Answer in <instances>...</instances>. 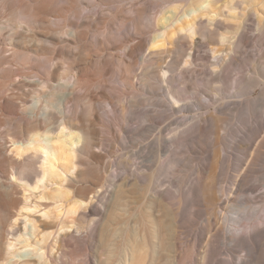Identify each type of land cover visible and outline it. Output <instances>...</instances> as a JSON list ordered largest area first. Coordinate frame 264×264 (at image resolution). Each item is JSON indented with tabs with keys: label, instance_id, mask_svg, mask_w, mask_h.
Masks as SVG:
<instances>
[{
	"label": "rangeland",
	"instance_id": "rangeland-1",
	"mask_svg": "<svg viewBox=\"0 0 264 264\" xmlns=\"http://www.w3.org/2000/svg\"><path fill=\"white\" fill-rule=\"evenodd\" d=\"M25 1L34 2L35 0H15V3L19 5ZM229 1L212 0L216 15L210 13L208 17L204 16L208 27L214 26V18L234 24V28L221 26L219 32L223 39L220 35L217 36L216 41L209 39L199 41L200 37L196 32H181L186 34V38L183 40L186 51L180 57L176 70L181 100L174 104L173 100L169 98V104L175 107L172 117L167 112V105H163L159 109L152 108L148 104L150 100L156 99V95L154 97L146 95L147 98H145L141 90L143 80L136 78L134 74L132 76L125 75L130 76L134 82L138 83L134 84V88L126 87L121 81L114 78L115 81L117 80L115 82L111 75L119 64V58H124L128 63L139 60L140 54H135V59L125 54L127 47H133L145 39L147 45L144 46V52L146 51V47L150 44V37L158 33L152 27L153 17L159 19L163 14L166 17L172 16L174 12L177 13L173 17L172 23L167 26L171 32L178 29L177 27L182 21L190 19L200 9L188 10L183 2L172 0H38L37 3L34 2L39 8L38 16L40 18H43L45 8L55 10L54 20L51 23L36 24L32 27L33 31L41 32L40 36H43L42 38L47 41L44 45L51 48L53 53L49 54L46 51L31 53V60L35 64L41 62L43 65L46 57H53L51 62L54 65V80H52L54 83H58L61 78H63L62 81L70 79L72 73H76L78 76L84 75L87 78L84 81L88 82L86 84L89 85L87 88L89 92L85 89H75L69 104L77 109H65V111L68 113L70 110L76 111L84 120L78 122L79 125L90 122V127L97 129L91 135L92 141L101 140L103 143L102 146H95L92 152L81 156L84 163L79 166V169L84 166L89 167L87 169L90 170L85 178L79 179L78 186L91 189L90 193H87L88 204L85 209L87 215L81 221L74 223L63 216L60 220L56 218L53 201L42 198L40 194L41 191H49L48 188L43 190L42 186L38 189L28 187L29 189L24 190L20 186L9 189L0 187V196L3 198V202L0 203V221L10 209L8 203L16 201L15 205L11 207L13 214L10 223H13L15 218L19 219L22 233L29 232L31 234L32 224L42 227L43 221H48L47 232L54 231L60 235L65 231L78 228L73 231V235L79 238V247L73 250L74 247L70 248L64 245L66 240L73 242L72 238L64 236V242L61 241L62 245L59 247L62 250L53 249L51 252L52 261L48 262L49 264H120L123 251L131 249L136 251L137 264H176V258L185 259L187 256L191 257L192 254L200 256L203 243L193 247V241L194 237L204 231L203 227L207 224L209 216L206 213L203 196L198 190V182L203 169H208L210 165L209 161L213 150L217 148L220 157L215 168V179L217 182L220 181L217 183L218 185L221 183V188L224 190L222 194L225 192V196L229 197L227 198L228 202H225L226 206L223 203L220 209L224 216L227 215L226 219H223L226 223L222 222V227L225 231L228 228L233 232L234 238L231 240L222 238V241L216 242L214 260L219 264H239L241 256L244 257L247 254L248 246L239 244L237 237H241L233 228H239L240 231L255 222L258 227H254V231L253 229L251 231L255 235L251 234H253V239L261 240V254L264 261V222L259 224V213L264 217V8L260 5L250 6L249 4L246 10H242L234 5L233 1ZM200 6L202 8L204 5ZM78 8H81L80 19L72 15L73 10ZM136 9L141 10V15L138 16ZM248 11H252L253 14L252 20H247L249 21L247 24L246 16L243 15ZM137 16L142 31L135 33L132 21ZM67 17L70 20L67 19L68 21L65 22L64 19ZM9 18L7 13H0V25L4 27V33L7 31L9 23H13ZM82 21L90 24L89 26L84 25L85 28L82 26L81 29H78L84 30L85 38L80 41L76 39L77 42L67 48L65 45L69 44L71 35L77 36V32L75 33L71 27L72 22ZM161 21L159 31L163 30ZM236 27H240V34L235 33ZM2 41L5 42L4 38L0 39V48L4 46ZM94 49L97 50L99 59L103 61L101 72L92 66L94 62L90 61L89 63ZM63 51L66 54L63 55ZM152 63L153 65L158 64L154 60L143 61V65ZM139 64L140 61L136 65L137 71L140 67ZM12 68L18 75L27 74V72L17 70L15 64ZM33 70L41 74L40 67ZM162 71L160 72L162 73ZM121 72L124 74L126 71ZM90 74L93 78L90 77ZM217 74L221 75L222 82L215 80ZM166 75L167 73L161 76L165 78ZM99 82L109 84H107V88L103 89L107 90L106 94L108 95L125 97L126 94V100L128 98L131 100L134 95H137L135 99H139L140 102L127 106L119 101V97L114 98V106L119 109L109 111L110 107L106 104V100L100 96ZM36 84L34 82L26 83L24 89L32 94L40 87L39 84ZM122 87L124 88L122 89ZM218 87L220 91L217 90ZM88 96L94 98L93 102L97 105V109H95L97 117L91 113L93 110L87 109ZM207 96L210 97L209 105L203 104ZM183 103L191 104L184 108ZM120 107L125 109L121 110ZM156 108L162 111L156 113V111L154 112ZM146 110L149 111L146 112ZM155 113L161 114L157 120L159 126L163 127L164 137L167 138L171 134V128L168 125L171 121L174 122L172 126L177 127L176 131L179 136H177L176 143H171L173 147L170 142H166L163 145L164 149L160 152L154 150L155 146H152L157 129L147 125L156 120ZM210 113L218 121L213 122L214 118H207V121L202 123L201 118L207 117ZM113 114L120 117L124 123L120 135L115 131ZM15 125L21 127L23 134L28 131V123L23 119L20 110L12 111L2 103L0 134L7 141L0 138V181L6 180L8 177L15 181V178L10 176V172L14 170L16 172L25 170L26 173L30 171L29 164L19 162L17 160L19 157L11 151L13 143L10 140L15 131ZM14 155L18 158H13ZM98 157H103L101 163L98 162ZM98 166H102L105 170V179L100 182L95 178V170ZM243 171L246 173L244 176H242ZM115 172L118 174L124 172L123 174L128 178L125 180L126 185L122 187V191L117 196L114 195L115 189L111 186ZM143 173L148 175V179L154 175L151 190H148L147 186L144 192ZM78 174L79 170L75 171L73 176ZM69 175L72 176V174ZM241 176L244 183L238 186ZM31 179L34 183L35 179L32 176ZM97 182L98 184L95 185ZM15 183L19 182L15 181ZM133 183L138 185L135 186ZM237 186L243 187L238 189ZM166 188H169V191ZM165 189V192H168L165 193L166 197L174 196V207L170 212L164 205L154 202L151 197L154 194L153 191ZM219 192L221 193V191ZM178 203L181 205L179 206ZM171 212L174 213L171 214ZM143 217L147 222L143 220ZM61 223L68 227L60 231ZM25 224L26 230L24 229ZM228 230L227 234H230L231 232ZM255 230H259L257 231L259 233H255ZM173 233L179 235V240L174 239ZM246 237H248V242L253 241L251 236H243V238ZM144 238L145 240H143ZM8 239L15 241L14 237L7 233L3 244L4 255H6L5 248ZM223 240L225 241L223 242ZM143 241H146L144 248ZM175 241L178 245L174 243ZM22 245L17 243L12 251L17 253L23 251ZM28 257L36 259L34 255H28ZM16 258H13V262ZM188 262L189 260L186 259L184 264H191Z\"/></svg>",
	"mask_w": 264,
	"mask_h": 264
},
{
	"label": "bare ground",
	"instance_id": "bare-ground-1",
	"mask_svg": "<svg viewBox=\"0 0 264 264\" xmlns=\"http://www.w3.org/2000/svg\"><path fill=\"white\" fill-rule=\"evenodd\" d=\"M172 1L183 2L184 5L187 6L188 10H194L198 8L200 9V11L198 13H195V15H193L190 19L182 21L181 24L177 27L178 29H175L174 31H171V32L170 30L167 29V26L169 25V23L170 24L172 23L173 17L177 13L174 12L172 16H166V17L163 14L161 18L159 19L158 18L156 19L155 17H153L152 21L150 19V21L152 22V25H153L152 27L154 28V31L155 32L158 31V33H155L150 37V41H149L150 44L148 45V47H146V51L144 52L145 50L144 46L147 45L145 44V39H142V40L140 39L141 41L133 47L132 46L127 47L125 54L128 55V57L132 56L133 59H135V56H134L135 54H138V55L140 54L141 56L139 60L133 61L132 63H128V62H125L124 58H119L120 59L119 64L117 65L116 69L113 70V75H111L112 79L115 78L121 81L126 87L127 86L133 87L134 84H136L137 82L136 81L134 82L133 81L134 79H132L130 76H125V75L132 76L134 74L136 78L143 80L142 85L141 84L140 85H141L142 93L145 96V98H147L146 95H150L153 97L156 95L155 96L156 99L151 97L154 100L153 101L150 100L148 104L152 106V108L157 107L159 109H161L160 108L161 106L167 105L168 106L167 112L169 113L171 117L175 113V107L174 105L169 104L170 102L169 98L173 100L174 104H177V102L181 100L180 92H179L178 85H177L178 78L176 74L177 65L180 60V57L186 51V48L184 46V41H183L186 38V34H182L181 32L188 31L190 33H193L194 31L199 35L200 37L199 41L201 39H205V40L209 39L211 41H216L217 36L221 35L219 30L222 25L227 28H234V24L222 22L221 20L217 18L213 19L214 20L213 27L207 26V21L204 19V16L208 17L210 13H214L216 15L215 9L212 5V0H172ZM214 1H217V0H214ZM230 1H233L234 5L241 8L242 10H246L249 4L250 6L260 5L264 8V0H230ZM34 2L37 3L38 0H35ZM34 2L25 1L22 4L17 5L18 3H15V0H0V13L2 14L7 13L10 16L11 21H13V23L12 22L9 23V26L7 27L8 29L5 33L3 32L4 27L0 25V39L2 40L4 38L5 40V42L2 41L4 46L0 48V109L2 108V103H4V105L8 109H11L12 111L17 112L18 110H20L23 119L28 123V131L26 132V134H23L21 127H19L18 125H15L16 128H15V131L10 141L13 143V148L11 149V151L16 156L19 157V158L15 157L14 155L13 158H16V159L18 158L17 160L19 162L27 163V165L29 164L28 168L30 170L27 173L25 170H23L24 168L22 169L23 171H20V172H16L15 170L10 172L11 173L10 176L12 178H15L14 180L18 181L19 183L16 184L15 181L10 180L8 177L6 178V180L0 181V187L2 188L5 187L6 189L7 188L9 189L14 186H20L24 190L28 187H32V189H38L42 186L43 190L48 188L50 189L49 191H41L40 194L42 198L43 197L48 198L49 200L53 201V203L55 204L54 212H56V218L60 220L62 219L61 217L63 216L64 218L70 219V221L75 223V222L81 221L87 215L86 210H85L88 204L87 203V193L91 190L90 188H87V187L81 188L78 186L79 179L85 178V176L89 173V170H90V169L89 170L87 169L89 167L86 168L84 166L83 167L85 169L83 167L82 169H79V166L84 163L81 156L83 154H88L92 152L95 146H102L103 143L101 142V140L96 141V142L92 141L91 135L92 133H95L97 129L90 127L91 125L90 122L86 124L81 123L79 125L78 122L84 121L83 119L80 118L79 114L74 110H70V113L65 111V109H77V107L71 106L69 104V101L71 97L73 96L75 89H82V90L85 89L86 91H88L87 88L89 85L86 84L88 82L84 81L87 78H85L84 75L78 76L76 73L71 72L72 74H71L70 79L66 81H62L63 78H61L58 80L59 81L58 83L57 82L54 83L52 81L54 80L53 78L54 65L51 62L53 57H46V59L44 60L45 64L43 65H41V62H39L38 64H35L31 60V53H40L42 51H46L49 54L53 53V50L51 48L44 45V43H46L47 41L42 38L43 36L42 37L40 36L41 32L33 31L32 27L35 26L36 24L38 25L41 23L42 24L51 23L54 20L53 16H54L55 10L51 8L50 9L43 8L44 15H43V18H40L38 16L39 8L36 6ZM200 5H204V6L201 8ZM136 12L138 16L141 15L140 9L138 10L136 9ZM72 13H73L72 15H74L73 17H76L78 19L81 18V15H80L81 8L73 10ZM244 14L245 15L243 16H246L245 18L248 24L249 21L247 20H252L253 12L248 11L247 13H244ZM138 16L132 21V28L135 33L142 31ZM67 19L68 17L65 18L64 21L66 22L70 20V19L68 20ZM160 20H162L161 25L163 28V30L161 31H159L161 29L159 26ZM84 25L89 26L90 24L85 21L72 22L71 27H73V30L75 31V33L77 32V36L75 34H74L75 37L71 35L69 44L65 45L67 48L71 44H74L75 42H77V40L80 41L85 38V33H83L84 30H78L80 27L82 28V26ZM243 26L245 25L243 24ZM239 28L240 27L235 28L236 34H240ZM221 39H223L222 35H221ZM97 41L99 42L98 39ZM236 41H237V38H236ZM62 53L63 55L66 54V52L64 51ZM148 60L157 61L158 64L153 65L152 63L150 65H143V61H148ZM90 61L94 62L93 65L92 64L91 65L98 72L102 71L103 61L99 59L98 52L96 49L93 50L92 59L89 60V63ZM138 61H140V64H139L140 67L138 68V71H137L136 65ZM14 64L16 65L17 70H20V72L21 71L27 72V74H24V75L16 74L12 68ZM37 67L41 68L40 72L42 75H44L43 77L39 72L33 70ZM123 70L126 71L124 74L121 72ZM160 71H162V73ZM166 73L167 75L165 78L161 76ZM215 76H216L215 77L216 81L222 82V78L220 74L219 75L217 74ZM90 77H92L91 74H90ZM89 81L91 82V80ZM33 82L39 84L40 87H38L33 93L31 92L32 94H30L29 91H26V89H24V86L26 83L31 84ZM107 84H108L107 82H99L98 86L101 87L100 96L106 100V104H108V106L110 107L109 111L114 110V109H119V108H116V106H114L115 101H113L114 98H118L119 96L118 95L115 96L114 94L108 95L106 94L107 90L106 91L103 90L108 87L109 84L108 85ZM123 88L124 87H122V89ZM109 89L112 90L111 88ZM217 90L220 91V88L218 87ZM135 96L137 95H134V97L131 100H129V98L128 100H126L127 98H125L126 97V94H125V97L120 96L118 99L120 102L123 103V105L125 104L127 106H132L140 102L139 99L138 100H136L137 98L135 99ZM87 99H88L87 109L93 110V112L91 113H93L94 117H97V114L95 112V109H97V105L95 102H93L94 98L89 97ZM209 103H210V97L207 96V99L205 102H203V104L209 105ZM190 104L191 103H183L182 105L185 108L189 106ZM157 108L156 110H154V112L156 111V113H160V111L162 110H158ZM120 109L122 110L125 108L120 107ZM148 111L146 110V112ZM155 116H156V120L152 121L150 124H147V123L146 124L149 126H152L154 129H157L156 130L157 133L153 139L154 144L152 146L153 147L155 146L154 150H156L157 152H160L164 149L163 145L166 142H170V145H172L171 143L177 142V139L179 136L177 135L178 132L176 131L177 127H173L172 125L174 122L171 121L168 123V125H170V128H171L170 130L171 134L167 136V138L164 137L163 127L161 125L159 126V122L157 120L161 116V114H156ZM207 118L213 119L214 116L212 113H210L207 117H203L201 118L202 120L201 119L200 120L203 123V121H205ZM112 120L115 125L116 133L120 135L124 128V123L121 121L120 117H118L115 114H113ZM214 120L215 121L213 120L212 121L213 122L218 121L217 118H214ZM191 125L193 124L191 123ZM199 127H202V126H199ZM0 138L5 139L1 134H0ZM5 141L7 140L5 139ZM1 155L4 156V154H1ZM219 157H220V153L217 148L213 150V154L209 161L210 165L208 166V169L206 170L203 169V172L201 176L199 177V182H198L199 183L198 190L201 192L203 196L204 204L206 207V213L209 217H208L207 224L205 225V227H203V230L205 231V233L203 231L201 232V234H198L197 237H194L195 240L193 241V247H196L203 243V246H202L203 250L200 252V256L198 255L195 256L192 254V256L190 255L191 257L187 256L185 259L176 258V261H175L176 264H184L186 259H188L189 262H191V264H219L218 261L214 260V256L216 253V245H217L216 242L218 243L219 241H222L221 240L222 238L223 239L229 238L230 240L231 238H234L233 232L229 231L227 228V230L231 232L230 234H227V230L225 231L223 229L224 227H222V222H225V220L223 221V219L224 218L226 219L227 215L224 216V214L221 213L220 209H221L222 204L223 203L225 204V202L228 200L227 198L229 197H227L228 195L225 196L226 195L224 194L225 192L222 194L224 190H222L221 188V183L220 185H218L217 183L220 181L218 180L217 182V180L215 179V176H216L215 168L217 166V163L219 162ZM102 158L103 157H98L99 163H101ZM92 169L94 170V168ZM78 170H79V174L77 176H73L74 172ZM170 170H171V166H170ZM95 171H96L95 178L97 179L98 182L105 179V170L102 166H98ZM123 173L122 174L113 173V179H112L113 183L111 186L115 189L114 195L116 196L118 193L122 191V187L126 185L125 180L128 179L127 176ZM244 173L245 172L243 171L242 176H244ZM69 174H72V176ZM31 176L32 178L35 179L34 183L31 179ZM242 176L238 180V184H237L238 186L243 185L244 183L242 182ZM148 178H149L148 175L146 173H143V184H145L143 186V192L146 190L147 186H148V190H151V187L153 185L154 175L151 179H148ZM98 182L95 185H97ZM133 185L137 186L138 184L136 185V183H133ZM219 186L220 188H218ZM238 186H237L238 189L243 187V186L241 187H238ZM166 189L169 191V188H166ZM166 189L153 191L154 194L151 193L152 194L151 197L153 198L154 202L159 203V205L160 204L164 205V207H166V210L167 211L169 210L170 212V210H173L172 207H174L173 206L174 196L172 195V197L171 196L166 197L165 193H168V192H165ZM112 191L113 190H111V192ZM219 191H221V193ZM219 194H221V196H219ZM179 197H182V196H179ZM2 202H3V198L0 196V203ZM15 203L16 201H11L8 203L10 209H8L6 215L0 221V264H49L50 261H52L51 258L53 257L51 252L53 251V249H56L57 251L61 249V248L59 249V247L62 245L61 241L64 242V236H69L70 238L73 239V242H71V240L70 241L66 240V243L64 245L70 248L74 247L73 250H76L79 247L78 246L80 244L79 238L76 237V235H73V231L77 230L78 228L77 229L73 228L71 229V231L70 230L65 231L64 234L60 235L59 233H56L54 231L47 232L48 221H43L42 227L40 225L37 226L35 224H32L31 234L29 232L22 233L20 231V225H19L20 220L19 219L15 218L13 223H10V218H11V215L13 214L11 211V207H13ZM180 205L181 204H179V206ZM179 210L181 209L179 208ZM173 213L171 212V214ZM260 214L261 213H259V224L264 222V217L262 216V214L260 216ZM180 216L178 217L180 218ZM143 218H144L143 220L146 221L145 217ZM179 222L181 221L179 220ZM179 224H183V223H179ZM65 227H68V226L66 224L61 223L60 231L64 230ZM254 227H258V224H256L255 222L250 223L243 229L240 227L242 229L240 231H239V228H233L235 232H238L239 237H241V238H238L236 236L239 244L242 243V244H245L246 247L248 246L247 254L244 257L242 256L241 258L239 257L240 258L239 264H264L263 257H262L263 255L261 254L262 253L261 244H260L261 240L259 241V238L253 239L252 237L254 233L251 231ZM24 229L26 230V224H25ZM257 231L255 230V233ZM5 232H6V236H5ZM7 233L10 234L12 237H14L15 241L13 242L10 239L7 240L6 248H5L6 255H4L3 244L5 242V238L7 237ZM173 234L175 235V233ZM244 235L251 236V239L253 241L250 240L251 242L250 241L248 242V239H247L248 237L243 238ZM174 239L179 240V235L176 234ZM143 240H145V238ZM224 241L225 240H223V242ZM176 242L177 241H175L174 243L176 244ZM17 243L23 244L22 246L24 247V250L20 252L18 251V253L12 251V249L16 246ZM144 246H146V241H143V248ZM48 252H50V254H48ZM135 253L136 251L133 249H131L130 251L124 250L123 254L121 255L120 264H137ZM28 255H32V256L34 255L36 259L29 258ZM15 257L17 258L13 262V258ZM229 261L232 262V260H229Z\"/></svg>",
	"mask_w": 264,
	"mask_h": 264
}]
</instances>
